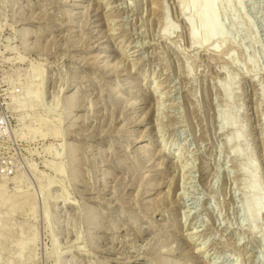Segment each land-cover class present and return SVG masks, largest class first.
I'll list each match as a JSON object with an SVG mask.
<instances>
[{"label": "rangeland", "instance_id": "rangeland-1", "mask_svg": "<svg viewBox=\"0 0 264 264\" xmlns=\"http://www.w3.org/2000/svg\"><path fill=\"white\" fill-rule=\"evenodd\" d=\"M197 1L0 0V264H264V0Z\"/></svg>", "mask_w": 264, "mask_h": 264}, {"label": "bare ground", "instance_id": "bare-ground-1", "mask_svg": "<svg viewBox=\"0 0 264 264\" xmlns=\"http://www.w3.org/2000/svg\"><path fill=\"white\" fill-rule=\"evenodd\" d=\"M198 4V1L197 0H191V6L194 8L195 6H197ZM190 8V7H189ZM216 9V8H215ZM215 9H214V1L212 0H209V2H206L203 6V9H202V12L200 14V18L203 20V25H204V30H205V33L207 31V33H209L210 37L212 38L214 35L213 33L215 32V30L218 29V26L219 24H216L217 22L215 21V19L217 20V18H215ZM182 10V13H184V11L186 10V7H182L181 8ZM192 11V10H191ZM194 12V11H193ZM197 16V15H196ZM188 26L190 28V37L193 41H196L197 40V31L195 32L192 28V23H193V20L192 18H189L188 19ZM202 25V26H203ZM218 25V26H217ZM167 30V29H166ZM217 32V31H216ZM215 32V33H216ZM114 91V90H113ZM115 92V91H114ZM113 92V93H114ZM72 98V97H71ZM239 153V152H238ZM176 155V154H175ZM254 185V184H253ZM255 186V185H254ZM259 205V204H258ZM254 209L257 208V204L256 205H253ZM254 215V213H253ZM200 251V250H198Z\"/></svg>", "mask_w": 264, "mask_h": 264}]
</instances>
